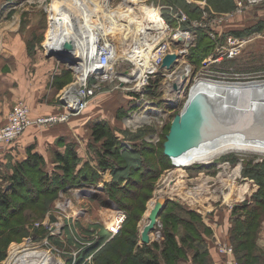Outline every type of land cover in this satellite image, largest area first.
Segmentation results:
<instances>
[{
    "label": "rangeland",
    "instance_id": "374dc122",
    "mask_svg": "<svg viewBox=\"0 0 264 264\" xmlns=\"http://www.w3.org/2000/svg\"><path fill=\"white\" fill-rule=\"evenodd\" d=\"M82 1L91 2V0ZM238 1L97 0L95 2L96 5L108 2L106 9L111 7L110 10H124L135 6L134 12L140 16L138 24L125 25L126 21L122 19L116 18L117 20L111 22L109 12L102 15L101 11L104 9H99L101 15L95 12V16L101 20L93 24L94 29H97L93 36L96 35L95 41L97 40L99 46L105 42L116 43L119 54L122 53L121 48H123L125 56L132 58L134 54L130 52L131 44L134 47V44L141 42L147 44L148 49H153L157 43L163 44L169 40L173 49H179L180 56L170 69L161 67L158 72L153 73L149 79L151 85H146L147 87L142 90L134 87L136 65L124 55L114 66L112 77L95 84L94 97H90L89 104L83 112L92 114L90 109L97 110V114H94L97 118L104 116L103 118L108 119L107 126L118 137L116 144L121 150L113 155L112 160H117L120 165L116 167L115 164L112 170L106 171L97 166L94 148L101 143L94 141L90 148L89 144L94 137L90 129H87L85 137L88 141L84 137H78L79 139L75 137L76 145L83 146L88 153L83 158L80 156L79 164L84 159L88 160L86 163H89V166L99 174L98 183L87 179L79 182L72 178L73 173L70 171L66 174L67 185L54 192L44 193L41 189L46 190L45 188L37 190L39 186L37 176L40 175L38 170H27L26 186L19 190L17 196L12 197L15 202L12 206L15 209L13 214L0 222V264H15L13 259L30 250L50 252L57 259V264H104L108 260L120 264L122 258L126 257L123 250L130 249L131 256L126 264H142L141 258L150 259L155 256L156 251L153 249L155 242L160 244L157 248L160 252L166 247L164 232L169 222L163 213L155 229L150 233V241L142 240V228L158 200H170L175 204L177 202L182 206L193 207L204 224H206L204 220L209 215L213 217L217 212L230 215V227L226 237L227 243L234 246H237L236 230L239 223L236 222L237 220L235 223L231 220L232 214L236 216L254 214L253 217L249 215V225L246 228L248 234H251V242L247 250L248 254L241 258V264H259L264 261V152L231 149L218 155L214 161L188 166L175 164L163 152V143L170 131L172 120L175 114L183 110L198 78L223 79L227 82H245L264 78V2L241 9ZM53 2L54 0H0V37L4 38L2 42L11 43L10 35L17 33L24 41L26 39L25 43L28 49L33 50L32 53H39L40 56L59 62L60 59L53 56L50 50L46 52V46L43 44L52 36L55 20L50 19L49 8ZM142 4L145 6H141ZM90 6L97 7L93 3ZM69 7L71 10H77L73 5ZM77 11L81 13L80 10ZM91 11L93 12L94 9ZM163 20L169 23V29ZM160 23L165 25L164 30L157 29ZM139 28L144 29L140 32ZM175 29L177 37L176 32L174 33ZM185 30L190 32L188 39L181 37L180 32ZM98 32L102 33L101 38L98 37ZM89 35L91 37V33ZM230 38H234V41ZM239 41L241 48L236 53L234 50L231 52L232 44L238 47ZM55 50L59 52L58 49ZM87 53L83 55L87 56ZM174 65L175 67L177 65L175 70H173ZM184 65L190 68L185 71L183 83L178 88L180 67ZM68 67L71 72L63 78L58 77L53 80V84L56 80H63L61 93L56 97L57 109L65 107L62 99L64 91L66 90L67 95V87L76 83L77 73L70 66ZM124 70H129L128 75L123 73ZM172 71L171 76L168 73ZM175 75L177 77L175 84H177H174L173 91H176L177 96L168 103L167 100L172 92H169V84L174 82L172 80ZM122 77L128 78V80L124 79L127 82H122ZM133 88L135 90H131ZM242 96L243 94L239 97L240 100ZM204 98L213 105L206 95ZM217 98L214 101L218 100ZM230 98L229 96V99H226L227 109L234 110V102ZM246 101L247 110L241 112L258 113L264 109V105L255 103L252 98H247ZM219 102L218 108L211 107L215 109V114L220 118H234L235 115L225 111L222 103ZM154 108L167 110L165 111L167 117L162 126L156 128L155 125L144 123L140 127H134L125 123L127 116L137 113L151 114ZM250 108L254 109L251 111ZM75 116L77 115L72 118ZM249 135L259 138L264 137V132ZM152 138L155 139L151 140ZM49 163L48 170L53 172L52 159ZM59 171L63 172L62 170L57 172ZM106 174L109 178H105ZM7 180H0L1 189H5L9 184ZM109 182H112L113 186L110 193L105 190V184ZM199 182H204L198 192L200 194L191 195L193 196L191 198L190 187ZM138 192L141 196L137 199ZM115 200L123 201V205L115 204ZM175 204H168L164 211H173L176 215L184 214V209ZM117 209L124 215H121L122 221L118 225V230L113 232L111 229L117 226L115 222L119 218ZM212 220L215 222L214 218ZM176 230L183 235L187 229L184 224L178 223ZM200 230L204 231L201 228ZM230 235L231 239L233 238L231 242H229ZM245 258L248 263H245ZM158 259L160 264H174L167 261L162 252L158 255ZM189 259L180 264H189Z\"/></svg>",
    "mask_w": 264,
    "mask_h": 264
},
{
    "label": "crops",
    "instance_id": "0c3cea01",
    "mask_svg": "<svg viewBox=\"0 0 264 264\" xmlns=\"http://www.w3.org/2000/svg\"><path fill=\"white\" fill-rule=\"evenodd\" d=\"M10 37L9 44H4L2 42L4 38L0 37V127L7 122L11 108L20 100H25L30 105L33 116L63 110L64 108L57 109L58 98L56 97L60 95L61 88L57 89L53 80L61 77L65 70L69 69L64 62H56L46 56L38 55L39 53H32L33 50L28 49L26 39L24 41L21 35L13 33ZM47 43L46 40L44 45L49 50ZM90 111L93 113L84 112L70 118L67 122L50 126H34L22 134L0 152V179L3 175L8 177L11 175L13 163L25 159L28 148L31 146L47 158L48 166H50L49 160L52 159L51 167L53 168L55 152L64 154L68 143H74L79 156L83 158L88 153L83 146L76 145L75 137L77 139L84 137L88 141L85 137L87 129H90L92 134L94 122L108 121L107 118H103L104 116L97 118L94 115L97 114V110L90 109ZM105 178H109L107 174ZM229 219L230 215L217 212L215 216L209 215L204 220L211 234L205 236L204 245L200 248L207 250L208 264H241L235 252L226 254L219 250L220 243L228 242L226 232L230 227ZM189 258V264H200L199 261L195 263L190 256Z\"/></svg>",
    "mask_w": 264,
    "mask_h": 264
},
{
    "label": "bare ground",
    "instance_id": "6f19581e",
    "mask_svg": "<svg viewBox=\"0 0 264 264\" xmlns=\"http://www.w3.org/2000/svg\"><path fill=\"white\" fill-rule=\"evenodd\" d=\"M81 1L82 0H54V2L50 5V8H49L51 12L50 19L55 20L54 24L52 23L53 24L52 36L49 39H47V41L52 42V43H49V42L47 43V47L49 48L51 52H57L55 50L56 48L59 50V52L69 54L71 56H74L75 58L85 56L86 54L83 55V53L88 51L87 44H88L89 36L87 35H89L90 33L92 35L95 34V31H94L95 29H94L93 24L96 23L94 22V20L99 19L95 16L96 15L95 12L101 15V13L98 12L99 9H104V11H101L102 15L103 13L107 14L109 12L111 20H114L117 18V19H122L126 21L125 25L131 24L133 26L135 23L137 24L139 23L138 20L140 19L139 18L140 16L138 15V13L134 12L135 6L133 7L131 6L130 8L124 9V10L123 9L110 10L111 7L110 8L107 7L106 9L108 2H101L99 5H96L97 6L96 8H91V9H94L93 12L91 11V9H88L89 8L88 6H86L87 10L85 11L87 13V18L84 20L83 17H84L85 12L83 11V8L77 6V4L79 5L84 4L83 5L84 7L85 4H87L88 2H83V1L81 2ZM70 5H73V6L75 5L74 7L77 8V10H80L81 13H79L77 10L76 11L71 10L69 7ZM141 6H145V4H142ZM165 25L167 24L165 23ZM165 25L164 24L163 25L161 24L159 26L157 25V29L164 30ZM143 29H140V32ZM138 34L140 36V33ZM45 50L46 52L49 51L47 48H45ZM121 52L123 53V54L121 53L122 56L126 54L124 53L125 50L123 48H121ZM171 53H175V52H171ZM87 56H88V59H87ZM87 56H85L86 60H90V59L92 60L94 53H92V55H87ZM75 63L76 62H73V64ZM176 67L173 70H175ZM186 67L187 66L185 65L180 67L179 76H178V85H177L178 88L183 83L185 71L189 70L190 68V67L188 68ZM75 68H76V65L72 69L75 70ZM83 73H85V71L81 72V74ZM172 73L173 71L169 72L168 74L172 75ZM144 76H145L144 72L143 71L141 72L138 70L136 77H138L139 79H143ZM176 78L177 77L175 75L174 79L172 80L174 82H171L169 84V89L173 90L174 84L176 82ZM79 84H80V80L76 81V83H73L67 87L68 90H67L66 96L68 99L75 96V93L77 92L76 88ZM175 92L173 91L172 93L173 96H175ZM190 92H191L190 93L191 96L189 94L188 100L192 99L193 97L197 95H206L208 99H211L213 106H216L217 108L220 106V104L219 106H217V104L219 100H221L219 103H222L224 110L230 113L231 115H235L234 118L230 116H229L230 118L227 117L228 121H230V124H232L233 122L234 123L236 122V123H240L239 125L241 126H248L249 124H255L257 121L264 119V114H263L264 109H262V111H259L258 113H255L254 111H252L254 108L252 110L250 108L249 110H251L252 113H255V114H252L250 112H246V113H244L243 111L241 112V110H244V111L247 110V107H246L247 98H252L255 101V103L257 104L261 103V105H264V78L256 79V80L255 79L248 80L245 82H242V81L227 82L223 79L222 80H212V79L209 80L207 78L202 77V78L197 79L196 84L192 87ZM242 94H243V96L241 97L242 100H240L239 97ZM229 96L231 97L230 100L234 102V106H233L234 110L227 109L226 99H229ZM216 97H218L217 98L218 100L214 101ZM229 104H232V103H229ZM147 117L148 115L144 116V118H147ZM136 120L142 121L143 119L138 118ZM153 139L155 138H152L151 140ZM231 149H234V150L235 149H240V150L246 149V151H248L247 149H251V150H254V152L256 151L264 152V137L257 138V137H254L249 134L242 133V132L224 131L215 137H212L206 141L201 142L200 144H198V146L190 149L189 151L177 157H174L173 160L175 164L179 166H183V165L188 166V165H193L195 163L198 164L202 162L205 163V162H209L212 160L214 161L218 157V155L226 151H229ZM117 212L118 214H120L118 209H117ZM148 221H149V215H148ZM148 221L145 223V225L148 223ZM118 222L120 223V221ZM13 262L15 264L17 262L18 264H57L58 261L55 258V256H53L48 251H45V250L31 251L30 250L29 252H26L22 256L15 258V260L13 259Z\"/></svg>",
    "mask_w": 264,
    "mask_h": 264
},
{
    "label": "trees",
    "instance_id": "16d2710c",
    "mask_svg": "<svg viewBox=\"0 0 264 264\" xmlns=\"http://www.w3.org/2000/svg\"><path fill=\"white\" fill-rule=\"evenodd\" d=\"M49 36L50 34L47 36V38ZM68 72H71V70L66 69L63 75L61 76V78L66 76ZM60 81L58 80H56V82L54 81V85L57 87V89L62 88L61 84L63 80ZM92 136L94 137V140L90 142L89 144L90 148L92 146L91 144H93L94 141H96L97 143H101V145L96 144L97 146L96 148H94V153L97 156L96 158L97 166L99 168L101 167L100 169H104V171L108 169L112 170L115 164L116 167H118L119 163L117 162V160L114 161L112 160L114 157L113 155L121 151L116 144L118 137L109 129V127L107 126V122L104 120H99L94 122L92 127ZM66 146H67V150L64 154L58 151L55 152L53 161L54 163L56 162V164L54 168L53 167L51 168L54 169L53 172L51 170H48L49 166H48L47 158L39 151L34 150L32 146L28 148L27 157L25 159L17 160L15 163H13L11 175L9 177L3 175V177L1 178L2 180L8 179L7 181H9V184L6 186L5 189L0 188V222L5 220V218L6 219L9 218V216L13 214L15 209L12 208V206L15 202L12 197L17 196L19 194V190L26 186L27 179L25 177L27 170L28 171H32L34 169L38 170V173H40V175L37 176L38 177L37 181L39 182L38 184L39 186L37 190H40V188H45L46 190L41 189V191L44 193L54 192L60 187L67 185L68 184L67 181L65 182V180H67L66 174H69L70 171H72L71 173H73L72 178L78 181L87 179L91 182H96V183L99 182L98 180L100 178L99 174H97L96 170L92 169L93 168L92 166H89V163H86L88 162V160L84 162L82 161V163L79 164L80 156L75 148V145L73 143H68ZM163 152H164V145H163ZM167 157L169 158V156ZM171 160H173V158H171ZM143 163L144 165L146 164L145 161ZM75 166L77 167L74 168ZM137 167L139 168L140 165H138ZM58 170H62L63 172L61 171L57 172ZM111 186H112V182L105 184V190L108 193H110L112 190L113 186L112 187ZM140 196L141 193L138 192L136 198L138 199ZM173 202L174 201L171 202L170 200H167L165 209L168 204L170 203L175 204ZM115 203L118 204L119 206L123 205L122 204L123 201L121 202L120 200H115ZM176 205H180V204L176 202L175 206ZM180 206L184 209L183 210L184 214L176 215L174 214L173 211H169V210L164 211L165 209L162 212L163 215L168 218L169 223L166 225V229L164 232L166 247L162 248L161 252L167 261L172 262L174 264H180L182 261L187 260V258L189 259V256L193 259L195 263H197L198 261L200 262V264H202V262L206 263L207 250L201 249L200 246L204 245L205 236L210 235L211 231L209 227L206 224H204L200 215L197 212H195V210L187 206H182V205ZM135 208L136 207H134V209ZM249 215L242 216L241 214H239L238 216H236V214H232L231 216V220L234 221V223L236 220H237L236 222L239 223L238 229L236 230V236L238 237L236 243L237 246H234V248H235L236 258L240 263H241V258L248 254L247 250H249L250 247L249 243L251 242V234H248V230L246 227L249 225L250 216L253 217L254 214H251L250 216ZM178 223L184 224L185 228L187 229L183 232V235H181L182 233H179L176 230ZM200 228L204 229V231L200 230ZM229 240H230L229 242L233 240V238L231 239V235L229 237ZM185 244L187 246H185ZM158 247H160V244L155 242L153 245V249H155L156 251L155 256L150 259L141 258L142 264H160L158 255H160L161 252L158 251L157 249ZM131 251H132L131 249L123 250V252L125 253L124 256L126 257L124 258L121 257L122 261L120 264L127 263L128 258L131 256ZM247 261L248 260L245 258V263ZM104 264H118V263L112 262V260H108Z\"/></svg>",
    "mask_w": 264,
    "mask_h": 264
},
{
    "label": "built area",
    "instance_id": "2783aa9c",
    "mask_svg": "<svg viewBox=\"0 0 264 264\" xmlns=\"http://www.w3.org/2000/svg\"><path fill=\"white\" fill-rule=\"evenodd\" d=\"M96 1H92V0L91 2L88 1V3L85 4L84 7H83L84 4H81V5L77 4V6L82 7L83 11L85 12L84 17H83L84 20L87 18V13L85 11L87 10L86 6H88L89 9H91L93 7H91L90 5H92L93 3L96 6V3H95ZM263 2L264 0H239L238 4L240 8L242 7L241 9H245L246 6H254L255 4H259ZM99 19L94 20V22L99 21ZM163 21L167 24L166 27L169 29L170 28L169 23L166 22V20H163ZM111 22H113V20H111ZM94 31L97 32V29H95ZM187 31L188 30L180 32L182 35L181 37H184L182 39H188L190 37L189 36L190 32H187ZM174 33L177 37L176 29ZM101 35L102 33L98 32L99 38H101ZM88 36H89V41L87 44V47H88L87 55H92V53H94L93 59L86 60V57H85L86 55L83 57H79V58H75L73 56L74 62L76 63L75 64L68 63L69 65H67V67L70 66L71 69L76 65L75 70L73 69L72 70L77 73L76 81L80 80V84L76 88L77 92L75 93V96L68 99L66 96V90H65L64 91L65 94L62 98L63 104L65 106L63 110L55 112V113H51V114L38 115V116L32 115L31 107L25 100L18 101L11 108L9 115H8L7 122L3 126L0 127V152L4 151L9 144L17 140V138H19L30 127L50 126L56 123L67 122L68 120H70V118H72V116L83 113V111L85 110V108H87L89 104L88 101L90 100V97H94L95 84L99 81L108 80L112 77L111 73H114L115 71L114 66L119 62L121 57H123L121 54H119L118 44L106 42L99 46L97 42H95L96 35L93 36L91 34V37L90 35ZM168 39L169 38H167V40ZM230 39L234 41V38H230ZM160 43L162 42L157 43L158 46L157 45L153 46L154 47L153 49H148L147 44L145 45L139 42L137 44H134V47L131 44L130 52L134 54V56L130 58L124 55L127 60H130L131 63L136 65L137 72L138 70L144 72L145 76L143 79H139L138 77L135 78L134 87H136L138 90L139 89L142 90L146 85L150 84L149 79L151 75L155 72H158L159 69L163 67L162 66L163 60L167 54L171 52H175V53H178V56H180L179 49L178 50L173 49L171 42L169 40L167 42H163V44H160ZM237 44H238V47H236V44L234 45L232 44L231 50H230L231 52L233 50L235 51L234 53L238 52L239 48H241V42L239 41ZM177 60H175V62ZM82 71L83 72L85 71V73L81 74ZM123 73L128 75L129 70H124ZM121 79H122V82H127L128 80V78L127 80H124L126 78H123V77ZM126 88H129V87L126 86ZM131 90H135V89L133 88ZM169 92L171 93H170L169 99L167 100L168 103L169 101L171 102V100H173L177 96L175 91H174L175 96L172 95L173 93L172 89H169ZM165 111L167 110L165 109L163 111L160 108H154L151 114L137 113L135 115H129L125 118V123L128 126H134V127H140L144 123H149L151 125H155L156 128H158L159 126H162L164 124V120L167 117ZM145 115H148V117L144 118ZM138 118H141L143 120L142 121L136 120ZM157 119L159 121H157ZM202 183L204 182H199L198 184L192 185L190 187L191 190H189V192L191 193L190 194L191 198H193V196L191 195L200 194L198 192L200 190ZM121 215H124V214L123 213L119 214V218L115 222L117 226H113L111 229L113 232H116L118 230V225H120L121 223V222L119 223L118 221H122ZM159 231H158V234H159ZM219 250L220 252H223L226 254H233L235 252L234 245L227 243V242L220 243ZM259 264H264V261Z\"/></svg>",
    "mask_w": 264,
    "mask_h": 264
},
{
    "label": "water",
    "instance_id": "95a60500",
    "mask_svg": "<svg viewBox=\"0 0 264 264\" xmlns=\"http://www.w3.org/2000/svg\"><path fill=\"white\" fill-rule=\"evenodd\" d=\"M51 53L62 62H74V57L66 53ZM177 58V53L167 54L163 60L162 66L170 69ZM212 106L213 105L204 98V95H197L187 100L184 109L180 113L175 114L172 120L170 131L163 144L165 155L171 158L177 157L198 146L201 142L215 137L224 131L242 132L245 134L264 132V119L257 121L255 124H247L248 126H241L239 125L240 123L236 122L230 124L228 119L218 117L215 114V109L213 110L211 108ZM166 202L167 200H158L151 209L149 221L142 229V240L144 242L150 241V233L155 229L165 209Z\"/></svg>",
    "mask_w": 264,
    "mask_h": 264
}]
</instances>
